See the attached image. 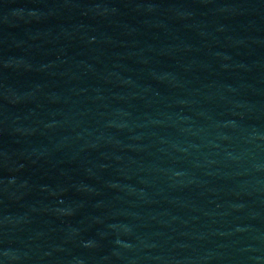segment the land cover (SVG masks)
I'll use <instances>...</instances> for the list:
<instances>
[{
  "label": "water",
  "instance_id": "95a60500",
  "mask_svg": "<svg viewBox=\"0 0 264 264\" xmlns=\"http://www.w3.org/2000/svg\"><path fill=\"white\" fill-rule=\"evenodd\" d=\"M0 264H264V0H0Z\"/></svg>",
  "mask_w": 264,
  "mask_h": 264
}]
</instances>
